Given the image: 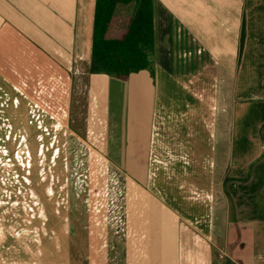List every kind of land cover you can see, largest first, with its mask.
<instances>
[{
    "label": "crops",
    "instance_id": "0c3cea01",
    "mask_svg": "<svg viewBox=\"0 0 264 264\" xmlns=\"http://www.w3.org/2000/svg\"><path fill=\"white\" fill-rule=\"evenodd\" d=\"M153 6L155 65L120 78L89 71L94 0H0L1 133L48 151L47 168L66 171L76 139L112 170L103 238L84 240L96 247L84 264H264V0ZM113 78L127 87L116 128ZM41 198L26 247L6 244L15 262L40 257L60 217Z\"/></svg>",
    "mask_w": 264,
    "mask_h": 264
},
{
    "label": "rangeland",
    "instance_id": "374dc122",
    "mask_svg": "<svg viewBox=\"0 0 264 264\" xmlns=\"http://www.w3.org/2000/svg\"><path fill=\"white\" fill-rule=\"evenodd\" d=\"M129 10L130 7H125L124 12L128 13ZM165 42L166 45L169 43L167 38ZM158 48L151 57V68L158 58ZM173 51L183 56L182 50ZM185 52L188 55L187 50ZM126 89L124 82L115 78L111 79L108 105L109 124L112 128H116L113 122H123ZM74 94L73 90L71 125L77 127L80 121L77 110L79 101ZM8 121L0 120V264H84V252L91 254L96 248L87 245L85 247L84 240L103 238V224L106 221V213L111 207L108 198L112 195V170L106 166L102 157L85 151L84 146H81L76 139L69 140V148L65 151L68 156L66 171H63L61 166L47 168L44 163L49 158L48 151L41 150L34 155V151L24 148L26 139L18 140V143L16 140L20 137L13 131L11 134L7 133V136L2 135L1 132ZM83 121L82 119V123ZM79 126L82 127V124ZM12 128L15 132L19 131L18 126L15 127L12 124ZM54 137L53 146L55 150L57 148L60 150L59 136ZM40 138L47 142L49 136L41 135ZM56 144H58L57 148ZM53 146L49 145L52 148ZM60 153L63 152L60 150L58 154ZM61 155L64 153L60 154V157ZM21 162L24 165L20 164ZM46 186H48V192ZM41 195L43 198L47 196L48 202H46L49 206L60 209V217L56 224L54 221L53 225L48 226L49 237L46 238V235L45 238L48 240L44 241V237L41 240L45 243L39 248L40 257L35 259L38 252L33 251L25 260L15 262L17 254L10 250L9 252L6 244H11L14 251L21 249V246L26 247L28 243L25 240L30 237L29 224H32L31 227L38 228L39 223L37 224L36 221L32 223L31 217L34 216V207L43 202ZM62 215L65 218L63 223ZM8 237L12 238L11 243L6 242ZM62 238L65 241L62 242ZM62 243L65 244L62 245ZM223 256L224 252L219 258Z\"/></svg>",
    "mask_w": 264,
    "mask_h": 264
},
{
    "label": "trees",
    "instance_id": "16d2710c",
    "mask_svg": "<svg viewBox=\"0 0 264 264\" xmlns=\"http://www.w3.org/2000/svg\"><path fill=\"white\" fill-rule=\"evenodd\" d=\"M125 7H130L128 13L124 12ZM111 29H114L112 35L108 33ZM154 48L153 0H94L90 72L125 78L140 69L152 71ZM225 193L230 218H234L232 200Z\"/></svg>",
    "mask_w": 264,
    "mask_h": 264
}]
</instances>
